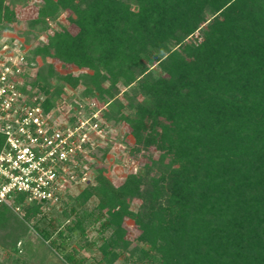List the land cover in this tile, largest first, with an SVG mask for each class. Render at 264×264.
I'll use <instances>...</instances> for the list:
<instances>
[{
	"label": "trees",
	"instance_id": "obj_1",
	"mask_svg": "<svg viewBox=\"0 0 264 264\" xmlns=\"http://www.w3.org/2000/svg\"><path fill=\"white\" fill-rule=\"evenodd\" d=\"M17 1L0 0L1 27L17 20ZM63 13L75 32L62 27L30 50L28 62L42 65L28 83L46 111L64 95L57 83L83 87L81 97L108 105L111 126L128 127L135 151L151 153L119 186L98 164L92 184L54 212L68 219L98 198L59 233L65 262L84 263L65 252L86 221L110 231L106 264L124 253L130 264H264V0H42L29 26L46 31ZM24 209L22 219L0 207V247L10 253L0 264H26L31 228L52 237L36 221L39 207ZM127 219L143 246L130 249Z\"/></svg>",
	"mask_w": 264,
	"mask_h": 264
},
{
	"label": "built area",
	"instance_id": "obj_2",
	"mask_svg": "<svg viewBox=\"0 0 264 264\" xmlns=\"http://www.w3.org/2000/svg\"><path fill=\"white\" fill-rule=\"evenodd\" d=\"M22 41L0 39V207L23 219L24 205L53 213L92 184L97 165L107 162L110 125L108 105L91 100L66 113L57 100L46 111V96L28 83L37 67L28 62L30 50Z\"/></svg>",
	"mask_w": 264,
	"mask_h": 264
},
{
	"label": "rangeland",
	"instance_id": "obj_3",
	"mask_svg": "<svg viewBox=\"0 0 264 264\" xmlns=\"http://www.w3.org/2000/svg\"><path fill=\"white\" fill-rule=\"evenodd\" d=\"M41 5L42 0H20L13 4L14 9L17 11V20L9 24L8 28L0 26V39L16 36L18 39L23 40L22 42L29 48V50H32L34 47L39 46L42 43H47L48 38L62 27L68 28L73 33L75 32V28L68 20V13H63L59 20L52 23L46 31H42L39 28H30L29 23L38 17V9ZM193 39L194 41L201 40L200 33L197 32ZM52 62V59H48V63ZM38 65H42L41 60L39 61V64H36V69L39 68ZM56 69L63 74L67 72L61 64H56ZM68 71L75 75L82 73V71L76 67H73ZM56 86L60 87L64 92V95L57 100L60 101L59 103L61 105L59 107L65 113L72 107L74 109H79L80 104L86 106L88 103H91L89 98L81 97V93L84 89L83 87L73 90L62 83H57ZM119 88L121 91L125 90L123 85H120ZM80 98L83 99L81 100ZM106 111H108V107ZM109 129L110 141L108 142V148L105 150L108 158L107 162L103 161L102 164L108 166L106 173L108 178L116 186H119L123 183L127 175L135 171L139 172L143 168L151 153L150 151H135V139L124 123L115 126L110 125ZM153 153L155 158H158L160 155L159 152L155 150ZM80 189L81 188H78L77 192L81 191ZM21 199L22 196L18 197L16 204H21ZM97 204L98 198L93 197L84 207H78V214L74 213L68 219L63 213L53 212L38 214L36 221H44V224L43 222L41 223L42 227L46 222L45 227L47 228V233L52 237L48 241H45L32 228L29 232H26L22 239V246L24 245L22 248L24 252L23 258L26 259V264H67L63 259L65 256L64 252L58 251L57 248V245L62 242L59 233L61 231H66L69 225L74 226V221H76L78 217L83 216L84 213L93 212ZM62 205L59 210L56 211L61 212ZM139 206L140 203L135 200L132 203V210L137 211ZM31 224L34 225L33 222ZM84 226L86 227L85 235H82L79 229H76L74 232L71 231L69 239H67L68 250L65 253H73L77 260H84L83 264H106L103 259L104 257L100 252V246L104 243L105 239L109 237L110 231L102 232L100 223L90 226L85 221ZM125 227L128 230V239L133 243L130 249H135L137 246H143L142 243L138 241L140 231L134 222L127 219L125 221ZM74 250L78 251V254L75 253ZM9 255V251L0 247L1 263L6 262ZM115 264H130L129 254H122ZM136 264L148 263L145 261H143V263L138 261Z\"/></svg>",
	"mask_w": 264,
	"mask_h": 264
}]
</instances>
